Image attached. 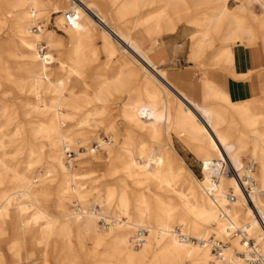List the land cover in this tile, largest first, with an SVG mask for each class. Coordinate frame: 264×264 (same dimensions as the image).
Returning a JSON list of instances; mask_svg holds the SVG:
<instances>
[{"label":"bare ground","instance_id":"bare-ground-1","mask_svg":"<svg viewBox=\"0 0 264 264\" xmlns=\"http://www.w3.org/2000/svg\"><path fill=\"white\" fill-rule=\"evenodd\" d=\"M234 1L0 0V96L18 97L0 101V241L27 222L38 264H243L249 240L263 247L264 67L239 75L234 64L240 48H264V0ZM52 14L64 35L39 24ZM180 26L193 30L182 32L188 61L256 74L260 95L234 102L203 73L194 100L131 45L133 33L162 40ZM23 246L7 248L13 264L29 261Z\"/></svg>","mask_w":264,"mask_h":264},{"label":"rangeland","instance_id":"rangeland-1","mask_svg":"<svg viewBox=\"0 0 264 264\" xmlns=\"http://www.w3.org/2000/svg\"><path fill=\"white\" fill-rule=\"evenodd\" d=\"M227 7L229 9H231V10H234V9H236L237 4H236V2L234 0H228ZM255 10H256L257 13L261 12L260 6L257 5ZM56 18H57V16L55 14H52V15H50L49 19L46 20V22L44 21L43 23L41 22L39 24L40 25H44L43 28L51 30V31L55 32L56 34L64 35L61 31H59V29H60L59 26H58L59 24H57L55 22ZM63 25L64 24H62V26ZM63 27L65 28L66 26H63ZM33 28H32V31L34 32L35 29L33 30ZM184 30L186 31L187 34H190V33L193 32V30L190 27H188V26H185V27L184 26H180L179 29H178V32L176 34L167 35L166 37H164V42L165 43L170 42L171 44H181L180 51L177 52L176 54H173L170 51V54H169V57H168L169 61H168L167 65L164 66V68H166L167 70L169 69L170 71L176 72V73H179V74L186 73V71L193 72L194 75L197 76V77L199 76V74L201 72V75L203 77L205 75V73H207L208 69L206 70L205 67L201 66V64H199V63L196 64V67H194L191 64H189L187 62V60H186V55H187V51H188L187 46H188L189 41H188V39L186 40L184 38H181V32H183ZM34 33H36V32H34ZM156 41H157V39H154V40H151V41L150 40L146 41L144 39L143 35H140L138 33H133V38L131 39V42H132L131 45L133 44L134 49L138 50L139 52H141L140 54L147 55V57H148V54H149V51H150L149 50V45L153 44V43L155 44ZM158 41H162V40L158 39ZM259 45L260 44L258 43L256 45L255 49H259ZM118 49L120 50V52H122L123 55L128 56L130 59L132 58L130 56V54H128L127 51H125V50H123V49H121L119 47H118ZM40 53L45 54L46 53V49H44ZM148 58H150V57H148ZM135 60H134V62H135ZM100 61H102V60L99 59L96 63L99 65ZM9 62H11V64H12V61H9ZM136 64H138L137 61H136ZM153 64H154V62H153ZM160 68H159V70H160ZM164 68H161V69H164ZM206 68H208V67H206ZM100 73L103 74L104 72L101 71ZM203 73H204V75H203ZM90 79L91 78H88V80H90ZM88 90H90V88H86V87H84L81 84L76 85V92L78 91V92H81V93H83V92L85 93ZM17 99H18L17 96H12L11 94L9 95V97L8 96H5V97L0 96V101H4V102L5 101L6 102H10L11 101L14 104L16 103ZM121 128L124 129L123 126ZM97 133H98L97 134L98 137L103 142L105 141L106 143H109V138L104 132L98 131ZM171 140L173 141V147L175 148V151H176L177 155L179 156V158L182 159V161L184 162L186 168L188 170H190V172L199 181H202L203 176H202L201 171H200V166H201L200 161L197 158H195L194 155L192 154V152L190 150H188L187 148H185L178 140H176L175 138H172ZM43 144L46 145L45 142H43ZM95 144H96L95 141H91V143L89 144V147H92L93 149H95V147H96ZM19 147H22V144ZM79 148H80L79 151H82V148H83V151L85 149L83 146H80ZM45 152H47V147L45 148ZM70 152H73V150L70 149ZM97 154H99V152ZM67 156H70L69 159L74 157V155L72 153H67ZM12 158H13V161H18L19 160V156L18 155H14V156H12ZM65 158H66V156H65ZM240 160L243 163L244 162H248V159L245 156H243V157L240 156ZM230 170H231V168L229 167L226 170V173H228ZM39 171L43 172V167L42 166L40 167ZM243 192L247 193V188L246 187L243 188ZM53 204H54V201H51L49 203V210L52 209ZM12 214H13V216L18 218V213L16 211H12ZM103 223L104 222L102 220H100L99 223H98V227L101 226V228H104ZM19 224H20V221H18L15 225L14 224L11 225L9 227V232L0 241V248H1V252H2V254L4 256V259H5V263L6 264H13L12 261H11V258H10V254H8V252H7V248L9 247V245L12 242L15 241V239H18V240L24 241V244H25V246H23V247H21L19 249L20 254L22 255V257L26 256L27 254L29 256V261L27 263L26 262H20V264H38V260L42 256V253H40L39 247H38V244H37V238H38L39 235H37V231L36 230H34L33 232L32 231L31 232L27 231V229H28L27 222H21V225H19ZM20 226H21V228H20ZM21 229L23 231H25L26 234H24L22 231H20ZM133 239H135V238H133Z\"/></svg>","mask_w":264,"mask_h":264},{"label":"crops","instance_id":"crops-1","mask_svg":"<svg viewBox=\"0 0 264 264\" xmlns=\"http://www.w3.org/2000/svg\"><path fill=\"white\" fill-rule=\"evenodd\" d=\"M178 29L176 30L175 33H172L169 35L176 34L178 32ZM181 38H184L187 40V37L182 36V32H181ZM162 41L157 40L155 44L153 43L149 45L150 51H149L148 57L151 58V60L154 62L157 68H160V67L164 68V66L167 65L169 61L168 57H169L170 51L173 54H176L177 52L180 51V48H181V44L171 45L170 42L165 43L164 37L162 38ZM163 43L167 44V46L162 45ZM187 49H188V46H187ZM188 52H189V49L187 51L186 60H187ZM251 52L249 51L243 52L241 48L239 49V56L237 60L238 62L236 61L234 64L235 66L234 70L237 74L241 75L250 70L257 71L260 68L264 67V60L262 57L264 48L260 49L259 53L256 52V49H252ZM187 62L191 64L192 66L196 67V65L193 62H190L188 60ZM161 68L160 70L166 71L168 77L180 89H183L184 91H186V93H188V96L190 98L194 100H199L200 89H201L200 81L202 79L201 72L199 76L197 77L194 75L193 72L186 71V73L179 74L176 72H172L169 69L167 70L166 68H164L165 69L164 70ZM207 76L211 78L220 87H222V89L226 90L231 100L234 102H242L245 100H251L260 95L258 92L259 83H258V78L256 74L249 75L248 77H245V79L242 78L240 81L235 80V79L233 80V78L231 79L227 73H225L224 71L223 72L219 71V70H208Z\"/></svg>","mask_w":264,"mask_h":264},{"label":"built area","instance_id":"built-area-1","mask_svg":"<svg viewBox=\"0 0 264 264\" xmlns=\"http://www.w3.org/2000/svg\"><path fill=\"white\" fill-rule=\"evenodd\" d=\"M74 16L71 13L66 14V20L71 25ZM35 28H33L34 30ZM45 48L42 47L40 52H42ZM249 251L246 255L242 254L243 264H264V245L262 248L255 246L252 240H249L248 243ZM224 247L222 243L219 245H214L212 247L213 253L217 256H221V248Z\"/></svg>","mask_w":264,"mask_h":264}]
</instances>
